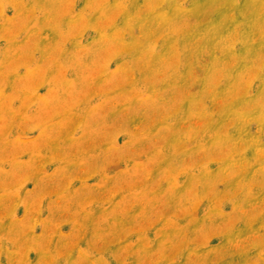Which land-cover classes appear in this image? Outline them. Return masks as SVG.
Here are the masks:
<instances>
[{"label": "rangeland", "instance_id": "374dc122", "mask_svg": "<svg viewBox=\"0 0 264 264\" xmlns=\"http://www.w3.org/2000/svg\"><path fill=\"white\" fill-rule=\"evenodd\" d=\"M0 264H264V0H0Z\"/></svg>", "mask_w": 264, "mask_h": 264}]
</instances>
